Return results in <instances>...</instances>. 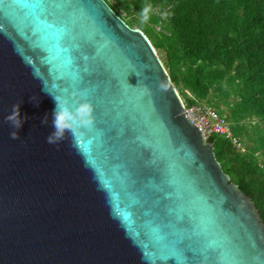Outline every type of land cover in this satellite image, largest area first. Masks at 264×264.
<instances>
[{
    "label": "water",
    "instance_id": "1",
    "mask_svg": "<svg viewBox=\"0 0 264 264\" xmlns=\"http://www.w3.org/2000/svg\"><path fill=\"white\" fill-rule=\"evenodd\" d=\"M72 93L95 122L50 144ZM213 148L106 0H0V264H264V221Z\"/></svg>",
    "mask_w": 264,
    "mask_h": 264
},
{
    "label": "trees",
    "instance_id": "2",
    "mask_svg": "<svg viewBox=\"0 0 264 264\" xmlns=\"http://www.w3.org/2000/svg\"><path fill=\"white\" fill-rule=\"evenodd\" d=\"M108 3L127 24L136 22L160 50L171 82L186 104L211 98L224 101L234 135L241 141L242 136L251 138L253 144H243L244 151L217 134L207 140L213 143L223 171L251 197L264 221V0ZM146 4L153 5L154 12L142 24L138 14Z\"/></svg>",
    "mask_w": 264,
    "mask_h": 264
},
{
    "label": "clouds",
    "instance_id": "3",
    "mask_svg": "<svg viewBox=\"0 0 264 264\" xmlns=\"http://www.w3.org/2000/svg\"><path fill=\"white\" fill-rule=\"evenodd\" d=\"M154 9L153 5H144L139 12L140 23H147L152 15ZM167 15V13H165ZM75 98L72 100L66 96H55L56 107L53 111V131L48 135L47 141L50 144L58 143L64 136L66 130L76 131L83 127L92 125L95 122V105L91 99L87 98V95L80 93H72ZM5 120L10 122L13 127L11 136L13 138L18 137L16 131L22 126V118L20 116L19 104L13 105L12 111L5 117Z\"/></svg>",
    "mask_w": 264,
    "mask_h": 264
},
{
    "label": "built area",
    "instance_id": "4",
    "mask_svg": "<svg viewBox=\"0 0 264 264\" xmlns=\"http://www.w3.org/2000/svg\"><path fill=\"white\" fill-rule=\"evenodd\" d=\"M183 110L185 116L201 130L206 139L212 134H217L228 139L240 151L245 150L240 138L232 131L231 121L209 103L196 101L186 104L183 100Z\"/></svg>",
    "mask_w": 264,
    "mask_h": 264
},
{
    "label": "rangeland",
    "instance_id": "5",
    "mask_svg": "<svg viewBox=\"0 0 264 264\" xmlns=\"http://www.w3.org/2000/svg\"><path fill=\"white\" fill-rule=\"evenodd\" d=\"M109 1H112V2H115L116 0H108V2ZM132 26H134V27H137V24H136V22H133L132 23ZM158 27H156V29H157ZM158 52H160V50H157V53ZM161 54V53H160ZM187 95L188 96H192L191 95V93H189L188 91H187ZM212 96V93H210L209 95H208V97L210 98ZM182 98V97H181ZM212 99V101H208V100H205V102H207V103H209L210 105H212L213 107H215L217 110H219L221 113H223L224 115H226V114H228V106L225 104V102L224 101H222V100H219L218 98H216V99H213V98H211ZM230 100H234V96H230V98H229ZM250 123V122H249ZM242 138V143L246 146V145H248V146H250V145H252L253 144V142H252V140H251V138L249 137H246V136H242L241 137ZM256 156H257V158L258 159H262V154L261 153H256ZM264 158V157H263Z\"/></svg>",
    "mask_w": 264,
    "mask_h": 264
}]
</instances>
